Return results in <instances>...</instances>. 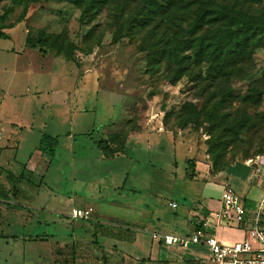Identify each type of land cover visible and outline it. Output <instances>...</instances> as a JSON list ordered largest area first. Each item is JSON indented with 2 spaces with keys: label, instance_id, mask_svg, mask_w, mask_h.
I'll return each mask as SVG.
<instances>
[{
  "label": "rangeland",
  "instance_id": "obj_1",
  "mask_svg": "<svg viewBox=\"0 0 264 264\" xmlns=\"http://www.w3.org/2000/svg\"><path fill=\"white\" fill-rule=\"evenodd\" d=\"M219 1L234 3L246 16L261 20L257 13L264 9V0ZM137 9L136 2L115 0H0V28L8 37L0 39V142L10 137L8 143H13L18 137L15 159L24 162L38 144L41 130L59 136L48 165L42 156L34 159L30 165L37 173L26 167L21 170L30 182L17 180L10 193L0 196V264H61L49 253L50 243L59 239L67 242L65 264H73V245H83L76 246L71 240L91 237L93 224L72 219V207L91 206L94 220L112 218L118 222L146 218L147 214L138 213V207L172 215L204 200L201 191L206 185L204 197L217 203L222 183L254 210L264 190V95L259 102L246 103L242 95L253 82L264 89V80L257 81L264 71V47L255 49L251 70L242 77L229 78L238 99L227 95L217 105L220 95L209 96L201 90L210 83L206 65L200 64L204 80L200 82L199 77L194 81L198 66L189 65L185 57H193L182 43L193 29L188 11L180 10L172 24L159 16L144 26L126 24L113 41L121 23ZM205 28L193 36L200 37ZM163 36H169L168 42H163ZM181 60L186 70L172 81ZM16 65L19 69L15 71ZM87 79L96 89L80 94L81 110L85 111L65 113L71 106V84L75 80L77 87ZM60 87L69 93L61 96L68 98L62 104L61 99L57 102L58 95L50 93ZM185 99L195 103L197 112L183 124L178 111ZM242 118H247L243 128L233 129L231 120L240 124ZM43 121L55 127H43ZM15 123L25 127L20 131ZM134 129L148 137L166 133L185 144L162 143V152L159 148L128 147L106 156L96 142L107 141L108 153L122 150L127 133ZM66 131L74 134L73 140L63 134ZM187 157L194 161V175L204 174L202 179L170 174L174 161L178 175L183 173ZM3 172L6 168L0 164ZM21 187L24 195L14 197ZM155 192H160L156 193L159 196H153ZM0 193H4L1 183ZM170 200L177 201L178 207L169 206ZM54 206L60 214L50 211ZM26 212L31 222H22L21 213ZM56 217L62 218L59 223L53 222ZM260 223L264 229V214ZM141 233L150 236L147 230ZM227 234L234 236L235 232ZM48 235L54 240L35 238Z\"/></svg>",
  "mask_w": 264,
  "mask_h": 264
},
{
  "label": "crops",
  "instance_id": "obj_2",
  "mask_svg": "<svg viewBox=\"0 0 264 264\" xmlns=\"http://www.w3.org/2000/svg\"><path fill=\"white\" fill-rule=\"evenodd\" d=\"M1 39H8V37ZM5 51H7V49H5ZM18 69H19L18 65H16L15 71ZM75 83L76 81L74 80L73 84H71L73 85L71 87V96H72L70 100L71 106H67L65 108V113L68 114H71L75 110L85 111V110H81V108L84 107H81L83 106L82 104L83 102L80 103L81 102L80 94L82 92H84L85 94L86 93L91 94L94 93L96 89L95 83L90 79L80 82L79 86L77 87H74ZM89 86H92V88L89 89L88 88ZM64 88L65 87L63 88L60 87L58 89L51 90V92L49 91L53 95L55 94L58 95L57 102L58 103L61 102L60 104H62L64 99H68L65 97L64 99H61V96L69 94L67 90H63ZM86 88L89 90H87ZM93 97L95 98L96 96L94 95ZM79 103L82 105L79 106ZM10 123H14V122L10 121ZM46 123L47 121H43V127L46 126L48 127L53 126L52 128L55 127V125L53 123L51 124V122L48 123V125ZM15 124L19 126L20 131L23 127H25L24 125H19L18 123ZM30 129H32L31 125L28 130L30 131ZM93 131L94 130H92V132ZM43 132L41 130L40 136ZM14 133H16L15 130H13L12 134ZM49 134L53 136H57V140L59 141L58 134H52V133ZM63 134H66L69 140H73L74 138V134H72L70 131L63 132ZM151 134H153V136L148 137L147 135H145V133H140V132L129 133L125 138V142H124L125 147L122 150H117L112 153H107L105 155L112 156L114 154H117L118 152H122L124 149L128 147L131 148L132 150H136V149L145 150L146 147L159 148V150L162 152L164 149L162 143L168 141L171 142V145H176L177 143H183L180 139L174 136L168 137L166 133L156 132ZM8 140H10V137H8L7 141H4L3 139V141L0 142V164H2L4 168H6L5 173L4 172L0 173L1 187L4 188V193H0L1 194L0 196L6 195L11 192L9 191V189L15 185L13 184L14 182H17V180L20 179L19 175L24 167L30 170H34L35 173H37L35 168L33 169L31 167L30 165L31 161H34V159H37L39 158V156H42L46 159L45 166H47L48 165L47 163H49L52 160V159L49 160L48 157L46 158V156L39 153V151L37 150L38 144L34 147V149H32V151H30L27 159L24 162L16 160L15 158L20 148L19 147L20 140L18 137L14 138L15 141L13 143H8ZM149 142H153L152 145L154 147H152ZM12 150L15 152L14 155H11ZM187 158H192V157H187ZM175 162L176 161L173 162V165H171L169 171L174 178L185 177L188 179H195V178L200 179L201 176L204 175L202 173H199L198 176L189 178L186 174L187 171L186 166L183 170L184 172L178 175L177 172L178 168ZM197 168H199V165H197ZM39 176H40V181H42L43 174L41 173ZM171 184L174 185V183ZM221 185H222V190H221L222 193L225 185H223L222 183ZM206 188L207 185L206 187H202V191H201V195L204 200L198 199L196 204L193 203L192 206H186L184 208L182 207L180 211H175L173 212L172 215H162L158 213V210L156 212H151L148 208L138 207V213L147 214L146 218L139 216L134 220H124L123 222L114 221L112 218H106L107 220H94L93 208L91 206H87L86 208H81V209L90 210L89 215L86 218H76V217H72L70 214V217L72 219L87 220L92 222L91 224H93V233L91 237L86 238L85 236L81 235L72 238L71 241H74V243L77 242L76 246L85 245L87 248L84 249L85 246L75 247V245H73V249L71 251V258H72L71 262L73 261V264H213L209 260L210 258L209 249L204 245L191 244L185 247H181L177 245H166L163 244L158 238L152 237L153 232L156 233L166 232V233H174L178 235L189 234L195 229V226L203 217L209 215V218H212L211 213L217 211L220 208L219 198L221 193L219 194L216 203L213 200L206 199L204 197L205 194L207 195ZM156 193L160 194V192H155L153 193V196L155 197L159 196ZM22 195H24V191L23 188L21 187L19 192L17 191L15 192L14 197H19ZM183 199L186 200V197L184 196ZM0 202L2 201L0 200ZM7 203H12V202L8 201ZM170 203H175V206H171ZM178 204L179 203L175 200L168 201V205L171 206L172 208H177ZM2 208L3 205L0 204V218L2 215L1 214ZM50 211L56 214L61 213V211L58 208H56V206L50 209ZM21 214H24L23 218L21 219L22 222H26V223H28V221L31 222V219L29 220L28 218L29 214L27 212ZM61 219H62L61 217H56V219L53 222L59 223L60 221L58 220ZM143 229L147 230V232L150 233L149 237L148 236L146 237L143 233H141ZM229 230H233L235 232V235L229 236L227 234ZM215 234L217 235V238L220 241L226 243L239 241L243 238V232L241 229L228 227L224 225L223 222L217 225ZM43 238L48 240L49 238L52 237H49L48 235V236H43ZM66 243L67 242L65 240L61 241L60 239L54 240L50 243L49 253L52 256L53 261L57 260V262L61 264L66 263L65 262Z\"/></svg>",
  "mask_w": 264,
  "mask_h": 264
},
{
  "label": "trees",
  "instance_id": "obj_3",
  "mask_svg": "<svg viewBox=\"0 0 264 264\" xmlns=\"http://www.w3.org/2000/svg\"><path fill=\"white\" fill-rule=\"evenodd\" d=\"M35 1V0H32ZM133 2L137 4V11L132 12L123 23H121L118 30L113 34V41L118 39V35L125 28L126 24H138L144 26L150 22L154 17H160L161 20H167L168 23H173L175 15L182 10L183 13L187 11L192 15L193 29L188 33L185 40L182 41L186 49H190L193 57L185 56L189 65L198 66L199 72L196 73L193 80L202 82L205 77L202 76V69L200 64L203 63L207 67V79L210 83H206L201 87V90L208 94L220 95L215 102L225 100L227 95L231 99L235 98L231 86L229 85V78L242 77L249 70L253 68V54L256 48L264 47V9L262 8L259 14L260 21H257L253 16H246V13L237 7L234 3H223L219 0H115ZM135 1V2H134ZM142 10V12H140ZM206 26L204 32L200 37H194L193 34ZM215 26V28H213ZM207 31V32H206ZM7 38V34L0 28V39ZM169 36H163L164 43L168 42ZM161 55H165L162 50ZM179 66L176 68L171 80L176 81L184 71L186 65L182 64V60L178 61ZM186 63V62H185ZM203 77V78H202ZM264 80V71L260 79ZM217 81V86L213 90L214 82ZM208 85V86H207ZM264 95V89L257 86L255 82L251 83L246 92L242 95L243 102H259ZM195 103L189 99H185L181 103L179 115H181L183 124L193 120L195 117ZM197 112V111H196ZM167 114V113H166ZM180 117V118H181ZM243 123L238 124L237 119L231 120L235 125H231L233 129L243 128L247 122V118H242ZM245 123V124H244ZM137 132L130 130L127 134ZM97 144L108 153L107 141H96ZM104 143V145H103ZM58 146L57 136L43 132L39 138L37 150L40 154L47 156L51 160ZM25 168V167H24ZM186 171L189 178L194 175V161L192 158L186 159ZM19 178L30 181L27 177H23L20 173ZM19 179V180H20ZM19 206V205H16ZM261 222V221H260ZM197 226V225H196ZM195 226V227H196ZM38 239H44L43 236H35Z\"/></svg>",
  "mask_w": 264,
  "mask_h": 264
},
{
  "label": "built area",
  "instance_id": "obj_4",
  "mask_svg": "<svg viewBox=\"0 0 264 264\" xmlns=\"http://www.w3.org/2000/svg\"><path fill=\"white\" fill-rule=\"evenodd\" d=\"M2 131L0 124V138ZM219 201L220 208L211 213L212 218L209 215L203 217L191 233L178 235L153 232L152 237L166 245H204L209 249V260L213 264H264V229L260 223L264 214V190L254 210L247 207L244 200L231 188L224 187ZM170 205L175 206V203ZM89 212V209L73 207L70 214L72 217L86 218ZM222 222L228 227L241 229L243 238L231 243L220 241L215 230Z\"/></svg>",
  "mask_w": 264,
  "mask_h": 264
}]
</instances>
